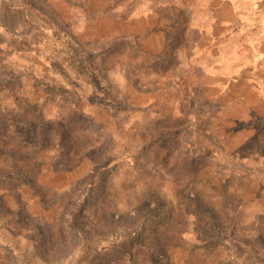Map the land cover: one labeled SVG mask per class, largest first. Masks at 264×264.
Returning <instances> with one entry per match:
<instances>
[{
    "label": "rangeland",
    "instance_id": "rangeland-1",
    "mask_svg": "<svg viewBox=\"0 0 264 264\" xmlns=\"http://www.w3.org/2000/svg\"><path fill=\"white\" fill-rule=\"evenodd\" d=\"M7 139L0 264H264V0H0V152ZM206 218L248 247L235 257Z\"/></svg>",
    "mask_w": 264,
    "mask_h": 264
},
{
    "label": "trees",
    "instance_id": "trees-1",
    "mask_svg": "<svg viewBox=\"0 0 264 264\" xmlns=\"http://www.w3.org/2000/svg\"><path fill=\"white\" fill-rule=\"evenodd\" d=\"M43 17H44V20L52 28L54 34L59 32L65 36L63 46L62 45H57V46L60 49H62V52H64L66 54V56L70 60H72L76 66H78V68H80V70L83 72L84 76L88 79V81L91 82V84L93 85V87L96 91V94H97L96 102L105 103V104H114L113 99L110 95V89H109L106 77L99 70L96 62L92 58L89 50H87L86 46L81 44L75 37L72 36V34L70 32L61 28L60 24L57 23L56 21H54L53 18H51L50 16H48L45 13H43ZM34 37H35V35L29 37V38H31L29 43H28L29 38H27L26 39V42H27L26 46H23V47H29V44L32 43V40L34 39ZM4 44H5L3 47L4 50L14 51L13 43L9 42V43H4ZM21 49H22L21 47H18L17 50L19 51ZM113 52H111V54H113V56H116V53L118 54V49L114 50ZM113 58H115V57H113ZM39 86H41L39 88H42L45 91H52L55 88L54 83H42ZM36 90H38V89H36ZM36 90H34L33 93H37ZM20 93L26 94L24 92V89L20 90ZM19 123H21V124L16 125ZM11 127L13 128L14 131L21 133V135H23L24 137L27 136V139H28V137L32 138V133L29 130V128L27 126L23 125V123L19 119L13 120V122H11ZM28 143L30 144L28 146V148H33V146H35V145L39 146L37 144V142L34 141V139H32L31 141H28ZM41 148H44V146ZM14 149L15 150L20 149L19 145L15 142L14 139L4 140V142L2 144L1 152H0L1 153L0 154L1 155L0 156V165L3 164L2 158L4 156H6L9 151L14 150ZM74 153L79 154L78 151H75ZM2 170L7 172L6 178H10L14 182H19L20 185L23 184L21 177L11 167H6L5 169H2ZM199 218H201V217H199ZM201 222H205L204 224H206L210 228H213L217 232V235L219 237H221V239L223 241H225L227 244H229L232 247V250L234 251L235 257H238L242 254V251L241 252L237 251L239 249V247H242V246L245 248L248 247V242L246 240V237L248 235L245 232L246 229H240L239 234H241V236L239 238H237V237L233 236L232 234L224 232V230L222 229V227L218 223H216L210 219H207V218L202 219ZM251 232H257V233H255V234H257L256 238H258V237L262 238V233L259 231H256V229L252 230ZM113 246L114 245H112V244L109 245L107 250H111ZM249 260H252L254 263L259 262L256 259V257H255V259L250 258Z\"/></svg>",
    "mask_w": 264,
    "mask_h": 264
}]
</instances>
